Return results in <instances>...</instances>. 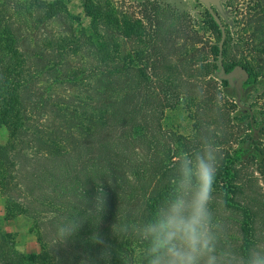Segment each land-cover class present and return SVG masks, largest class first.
<instances>
[{
	"label": "trees",
	"instance_id": "16d2710c",
	"mask_svg": "<svg viewBox=\"0 0 264 264\" xmlns=\"http://www.w3.org/2000/svg\"><path fill=\"white\" fill-rule=\"evenodd\" d=\"M81 6L85 26L63 0H0V123L7 131L0 196L6 217L30 219L39 247L18 252L2 233L0 264H150L147 230L177 199L188 198L184 163L205 149L195 137L162 126L165 110L180 104L195 116L208 109L196 80L206 70L194 67L203 53L189 17L156 2L138 11L111 0H81ZM198 16L215 71L219 28L205 8ZM263 19L264 0H251L244 20L262 62L228 63L220 17L224 72L240 66L245 85L264 84ZM260 114L257 124L243 111V146L218 153L213 188L221 198L234 195L242 159L261 181L257 186L253 172L243 170L240 240L227 264H250L255 253L264 254ZM99 189L104 210L96 215ZM73 217L79 228L62 241L59 227Z\"/></svg>",
	"mask_w": 264,
	"mask_h": 264
},
{
	"label": "rangeland",
	"instance_id": "374dc122",
	"mask_svg": "<svg viewBox=\"0 0 264 264\" xmlns=\"http://www.w3.org/2000/svg\"><path fill=\"white\" fill-rule=\"evenodd\" d=\"M71 14L79 16L82 25L88 22L83 14L81 0H63ZM116 5H124L131 10L138 11L142 3L156 2L159 5H167L177 13H184L193 24L196 43L195 47L203 53L202 60H197L194 67L204 65L206 72L199 75L196 80L202 86L201 96L207 100L208 109L200 110L198 115L192 114V109L180 104L164 112L162 126L166 130H172L184 136L196 138L197 146L202 143L205 149L198 153L204 155L209 147H218L220 150H232L238 146H243V134L248 130L244 122L243 111L250 110L254 120L258 124L264 110V84L256 82L243 85L239 81L242 73L238 72L231 79V83L224 86L212 68L210 45L202 42L204 32L199 27V16L204 6L197 0H111ZM251 0H219L220 12L215 9L219 16L226 23L229 50L226 55V62H236L243 60L262 62L253 47L251 38L254 30L244 20L247 11V4ZM251 12V11H249ZM264 23V19L262 21ZM198 53V52H197ZM204 63V64H202ZM7 131L0 123V143L6 140ZM219 153V152H218ZM197 155V156H198ZM244 167V168H243ZM237 178L232 185L234 195L227 193L220 197L218 190L213 191V200L209 205L211 216L208 223V231L212 237L214 251L212 255L216 258V264H227L236 259L231 253L233 245L239 243V227L243 218V170L249 173L248 167L243 159L236 164ZM257 186L261 181L256 172ZM254 185L251 187L253 188ZM262 189V188H261ZM260 189V190H261ZM231 190V189H230ZM189 200L190 197L185 198ZM170 209V208H169ZM167 210V213L169 211ZM5 233L13 240L15 250L21 253H32L38 251V243L35 233L31 227V221L24 215H13L6 217L3 209V199L0 196V234ZM203 264V261H201Z\"/></svg>",
	"mask_w": 264,
	"mask_h": 264
},
{
	"label": "clouds",
	"instance_id": "9594fccd",
	"mask_svg": "<svg viewBox=\"0 0 264 264\" xmlns=\"http://www.w3.org/2000/svg\"><path fill=\"white\" fill-rule=\"evenodd\" d=\"M218 147H209L204 155L185 161L183 188L189 200L177 199L168 213L147 231L151 236L150 264H216L214 247L208 231L213 200V184L219 166ZM191 165V166H189ZM95 214L104 210V194L99 189L94 201ZM79 228L75 217L67 219L58 230L61 240ZM250 264H264V254L257 252Z\"/></svg>",
	"mask_w": 264,
	"mask_h": 264
},
{
	"label": "water",
	"instance_id": "95a60500",
	"mask_svg": "<svg viewBox=\"0 0 264 264\" xmlns=\"http://www.w3.org/2000/svg\"><path fill=\"white\" fill-rule=\"evenodd\" d=\"M200 1L204 8L208 11V13L213 18L214 22L217 24L219 28V41H218V52L216 57V68L215 71L217 72V76L220 79L226 80L228 83H231V79L234 77V75L238 72L242 73V76H240L239 81H243L245 77H243V69L240 66H233L228 72H224L223 65L221 62V42L224 38V28L220 21L219 14L215 11L218 10L220 12V5L219 0H197Z\"/></svg>",
	"mask_w": 264,
	"mask_h": 264
},
{
	"label": "flooded vegetation",
	"instance_id": "af4514ba",
	"mask_svg": "<svg viewBox=\"0 0 264 264\" xmlns=\"http://www.w3.org/2000/svg\"><path fill=\"white\" fill-rule=\"evenodd\" d=\"M229 71V70H228ZM228 71H225V72H228ZM226 82V81H225ZM227 85V82L225 83V85L224 86H226ZM243 85H245V84H243Z\"/></svg>",
	"mask_w": 264,
	"mask_h": 264
}]
</instances>
